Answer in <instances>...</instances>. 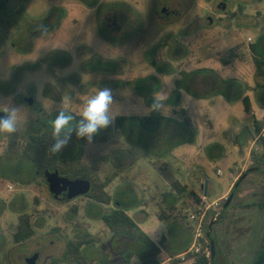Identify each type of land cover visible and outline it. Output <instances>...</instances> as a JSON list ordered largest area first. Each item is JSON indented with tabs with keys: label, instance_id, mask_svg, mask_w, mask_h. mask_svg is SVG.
<instances>
[{
	"label": "rangeland",
	"instance_id": "1",
	"mask_svg": "<svg viewBox=\"0 0 264 264\" xmlns=\"http://www.w3.org/2000/svg\"><path fill=\"white\" fill-rule=\"evenodd\" d=\"M228 1L227 11H222L218 7L223 0H97L95 4L79 0H9L0 25V97L5 101L0 112L9 104L18 106L21 112L17 132L0 133V264H27L25 259L37 253L40 256L36 264H77L65 261L63 256L68 242L85 233L96 240L95 246L83 248L87 264H142L136 254L144 248L143 243L112 233L101 219L117 207L115 202L102 205L86 196L57 202L50 194L45 171L22 154L32 135L52 127L58 112L72 115L75 124L85 101L104 87L113 90L114 123L91 144L86 142L80 161L74 157L78 142L71 138L57 154V166L77 167L103 182L117 176L106 189L133 218L136 212H145L148 219L142 230L162 244L165 264H171L170 258L175 264L195 263L196 256H189L197 255L192 248L184 256L174 255L193 247V215L202 205L197 196L210 203L218 199L206 218V227L216 220L212 233L217 264L252 262L254 224L256 246L264 239V210L256 206L264 198V137L254 141L261 131L264 133L263 116L261 121L255 120L260 132L256 133L253 125L250 142L240 136L239 148L233 124L216 126L208 122V113L200 114L192 125L178 123L181 133L176 135L156 129L160 110L149 113L159 92L163 90L166 96L187 71L219 64L229 67L232 76L245 67L244 75H255L258 83L263 82L250 46L260 43L258 57L264 59V0ZM119 2L138 15L119 7ZM103 5L105 11L98 14L97 9ZM165 5L170 7L168 14L163 13ZM173 45L178 49L171 53ZM175 54L181 58L173 59L171 55ZM223 74L228 81L227 73ZM257 90L251 94L255 107L264 103V87ZM30 97L33 105L28 103ZM236 112L238 116L247 114L242 101L236 103ZM139 115L146 116V126L132 119L123 128L116 123L117 117ZM167 119L163 118L175 123ZM199 128L203 129L201 138ZM136 138L147 139V143L134 151L130 142ZM154 138H164L163 145L153 147ZM121 140L128 141L125 150H130L126 152L130 159L134 160L130 154L138 153V164L124 168L120 163ZM204 142L206 148L202 147ZM217 144L222 155L209 156ZM185 147L193 150L186 182L190 187L197 186V190L195 194H184V203L179 205L171 186L179 178L174 171L160 168L163 163L173 164V156ZM251 147L246 165L241 154L248 149L250 152ZM254 163L262 165V171L253 173L250 168ZM236 166H246L242 175L249 171L237 195L224 208L230 193L219 198L228 191ZM218 169L221 174H217ZM69 173L71 179H76L73 171ZM202 178L209 186L206 192L204 182L201 188L199 185ZM8 185L13 191L8 192ZM173 201L177 210L170 208ZM20 213L29 215L35 235L16 243ZM162 214L172 216L160 220L157 216Z\"/></svg>",
	"mask_w": 264,
	"mask_h": 264
},
{
	"label": "crops",
	"instance_id": "2",
	"mask_svg": "<svg viewBox=\"0 0 264 264\" xmlns=\"http://www.w3.org/2000/svg\"><path fill=\"white\" fill-rule=\"evenodd\" d=\"M253 61H254V58H253ZM206 69H210L213 71L211 74H208V75H212L214 77L215 89L210 90V91L208 90V92H206V89H205L202 92H206V93L201 94L200 95L201 98H194L187 91H185L184 89H180L178 87L179 86L178 82L182 78L177 79L175 87L173 88V90L170 91L168 89V94H166V99L163 101L165 107L163 110H160L162 115L160 114V117H158L156 115V118L158 117L157 119H161V120H159V123L157 124L156 129L159 131H162V132H165L167 129V132L170 133V135H176L177 133H181L179 124H181V123L186 124L188 122L189 125H192L195 121L198 120V116L200 114L208 113V115L210 116V119L208 120V122L213 121V123L216 124V126L222 127L223 125L229 124V126H230L233 124V126L231 127L232 130L237 129L236 133L233 134L237 147H239V141H241V140H239L240 136H243V139L246 141V143L250 142L251 136L253 134L252 126L255 124V120L261 121L264 118V103H261L255 107L252 96H251L253 91L257 93V91H258L257 89H259V87H261L258 83V80H256V76L255 75H253V76L244 75V74H246L245 73L246 72L245 67H242L239 70L237 69L238 70L237 73L232 74V76H231V74H229V71H230L229 67H226V66L223 67L222 65H219V64H216V66L214 68H206ZM191 72H193V71H187L186 73H191ZM223 73H227L226 76L228 78L227 79L228 81H226L222 78L221 74H223ZM164 76H166V75H164ZM177 76H178L177 74L174 75V77L178 78ZM183 78H184V80L187 79L189 82L192 79V76L190 75L188 78H185V77H183ZM197 81L200 83L201 79L199 78V80H197ZM164 82H165L164 87L168 88V84L166 83L167 80H164ZM186 85H187L186 82L182 83L183 87ZM216 97H218V98H216ZM246 97L249 99V103L251 105V114L247 113V114H243V115L238 116L237 112H236V103L239 101L243 102V99ZM172 102L175 103V106L168 107L167 105L173 104ZM207 106H209L210 109L207 108ZM166 112H168V113L166 114ZM150 113L153 114L154 109L151 110ZM139 116L146 117L145 115H139ZM180 116L183 118L182 121L180 120ZM261 116H263V118H260ZM163 118H168L169 120L175 121V123H173L171 121L165 122L166 120H163ZM120 128H122V127H120ZM211 128H214V125H211ZM201 130H203V129L199 130L198 138L202 137V135H201L202 131ZM198 138H196V139H198ZM146 140L145 139L141 140V139L136 138V139H132L130 144L134 147V151H136L139 146L145 145L147 143ZM183 140H185V142L189 141L188 137L183 138ZM151 141H152L153 147L154 146L158 147L160 145H163L164 138H154ZM127 143H128L127 140L124 142H123V140H121V144L123 145V147L119 150V161L121 164H123L124 168H127V166H129V165H133V164L135 165L136 163L138 164V159L140 158V156H138L137 152L134 156H133V154H130L134 158V160H132L128 157L126 152H128L130 150H125V149H128ZM205 144L206 143L204 142L202 145L203 148L207 147V146H205ZM160 148L161 147L156 148L155 150H159ZM251 152H252V147L250 148V152L248 149L246 154L244 153V151L241 154L242 160H243V162L246 163V165L249 162ZM192 154H193V150L191 149V147L182 148L179 151L178 155L173 156L174 157L173 164L163 163L162 167L160 168V170L162 169V170H166V171H170V170L174 171L175 177L179 178V179H174V181L171 184L172 188L174 187V184H176V183L180 186L179 190H176V188H173L177 192V195H178L177 199L179 201V205H182V203H184L182 200L184 194H190V195L192 193L195 194L196 190H197V188H196L197 186L190 187L189 184L186 182V178L189 175V171H188L189 160H188V158L190 156H192ZM198 154H199V152H196L195 155H198ZM212 154L214 156L222 155L221 146H219L218 144L215 145L214 148H212L209 151V156H212ZM151 164H152V162H151ZM152 165H154V164H152ZM154 166H155V168L157 167L156 165H154ZM244 167H246V166H244ZM244 167L243 166L242 167H239V166L234 167L233 174H232L234 176V179L232 180L228 191L226 193H224L219 198V200L223 199L224 197H226L231 192V190L233 189V187H234L235 183L237 182V180L239 179V177L246 170ZM218 170H220V169H218ZM218 170H217V174H218ZM221 173H222V171H221ZM204 181L205 180L202 178L200 183H199L200 188H201V185ZM204 184L206 187H209L207 182H204ZM183 189H185V190H183ZM170 194L174 197L176 195L175 192L172 191V189L170 190ZM198 195H200V194L198 193ZM202 200L203 199H202L201 195H200V197L197 196V202L198 203H201ZM212 202H215V201H212ZM170 208H171V210H177V206H176L175 201L172 202ZM127 214L130 216V214L128 212H127ZM192 214H190V216ZM20 215H21V213L19 214V216ZM169 215L172 216V214H167V215L162 214L161 216H157V217L160 220H165V219H169L168 218ZM133 216H134V218L132 216H130V217H132L134 219V221L139 225V227L141 229H143V224H145L146 220L148 219L145 212L142 210L141 212H136L135 215H133ZM164 239H166V238L164 237ZM151 240L154 241L156 244H159L157 240H153V239H151ZM191 248H192V245L190 247H188L187 249H184V251H182V252H180L174 256H176V257L184 256L188 253V251H190ZM25 262H26V259H25ZM165 263L166 262H164V264Z\"/></svg>",
	"mask_w": 264,
	"mask_h": 264
},
{
	"label": "trees",
	"instance_id": "3",
	"mask_svg": "<svg viewBox=\"0 0 264 264\" xmlns=\"http://www.w3.org/2000/svg\"><path fill=\"white\" fill-rule=\"evenodd\" d=\"M96 2L97 0H92L93 4H95ZM8 3H9V0H0V25L3 21L2 11L8 6ZM259 44H254V45H251L250 47H251L252 52L255 55L254 64L258 71V75L263 77V82L259 83V85L261 87H264V59L258 57V54H259L258 45ZM171 48H172L171 53L174 50L178 49L177 46L174 47V45ZM171 57L177 60L178 58H181V56L178 57L176 56V54L175 56L171 55ZM212 72L213 71L210 69L202 68V69L194 70L191 73H185L183 74L185 75V78H188L191 75L192 79L189 82L187 79H186L187 81L184 79H181L178 82V85H179L178 87L180 89H184L185 91H187L194 98H201L200 96L201 94L208 92V90L210 91V90L215 89L214 77L212 75H208V74H211ZM199 78L201 79L200 83L197 81L199 80ZM184 82H186L187 85L183 87L182 83ZM205 89H206V92H202ZM243 104H244L245 111L248 114H251V105L247 97L243 99ZM131 119L138 121L143 126H146L144 123L147 120V118L142 117V116H134L130 118L128 116L117 117L116 123L118 124L119 127L123 128L125 122ZM254 125H255V132L256 133L260 132L261 130L260 125L257 122H255ZM147 128L149 130H152L151 127H147ZM72 138L76 139L78 142L79 147L74 157L76 161H80L83 157L84 145L86 144V140L83 138L77 137L74 133L72 135ZM53 143H54V137L52 135V127L45 128L44 132L40 134L32 135L30 137V140L25 144L23 148L22 154L26 159L35 163L42 171L57 169L62 175H65L68 177L70 175L69 171H73L76 178H83V179L90 180L92 183V189L86 195V197L102 205H110L112 202H115V204L117 205V207L112 209L109 213L101 216V219L103 223L105 224V226L112 233L129 236L143 243L144 248L136 254L142 264H164L166 259H164L163 257L162 244H156L154 241H152L149 238V236H147V234L144 233V231L134 221V219L126 213L123 204L115 201L114 197L106 190L108 185L111 182H113V180L117 176L110 177L106 181L103 182V181H100V179L91 177L87 172L77 167L72 168L71 166L67 165L66 169H62L60 166H57L58 155L57 154L52 155L49 152V148ZM262 149H263L262 150L263 152H261V156L263 159L264 158V142L262 145ZM242 176L243 175H241L239 179ZM242 181L240 182V184L242 183ZM179 187L180 186L177 183L174 184V188H176V190H179ZM239 187L240 185L235 190L234 197L237 195ZM230 194H229V197H230ZM259 206L264 208V201L259 203ZM207 233H208V227H206V233H205L206 240L209 241L210 243L211 241L215 242V239L213 238L214 231L213 233L211 232L210 236H207ZM34 235H35V230L31 223L29 215L26 213L21 214L19 216V224L17 227V231L14 235V241L16 243H23L31 239ZM95 243H96V240L91 234L85 233L81 236L79 235L77 238L72 239L68 242L67 250L63 256V259L71 263L87 264L84 253H83V248L86 245L94 246ZM203 243H204L203 244L204 248H210V244L206 242H203ZM189 256H196V260L194 264H217L216 256L213 260L211 256L210 257H206L205 255L197 256V255H192L191 253H189ZM169 260L171 264L176 263V262H173L174 261L173 258H170Z\"/></svg>",
	"mask_w": 264,
	"mask_h": 264
},
{
	"label": "clouds",
	"instance_id": "4",
	"mask_svg": "<svg viewBox=\"0 0 264 264\" xmlns=\"http://www.w3.org/2000/svg\"><path fill=\"white\" fill-rule=\"evenodd\" d=\"M46 32L47 29L45 28ZM164 91L161 90L156 96V101L151 105V110H163L166 99ZM4 98L0 97V105H4ZM114 104L113 90L108 87L99 89L93 96L89 97L82 108L80 119L73 124V116L64 111L58 112L52 121V135L54 143L50 146L49 152L56 155L68 145L73 133L91 144L94 138L114 123V115L111 111ZM5 115H0V133L13 134L18 130L19 114L21 108L9 104L3 107Z\"/></svg>",
	"mask_w": 264,
	"mask_h": 264
},
{
	"label": "water",
	"instance_id": "5",
	"mask_svg": "<svg viewBox=\"0 0 264 264\" xmlns=\"http://www.w3.org/2000/svg\"><path fill=\"white\" fill-rule=\"evenodd\" d=\"M165 10H168V8H165ZM33 98H28V103L30 105H33ZM0 115H5L4 112H0ZM249 170H247L243 176L238 180V182L235 184L233 190L231 191L230 197L227 198L226 203L224 205V208H227L235 194V190L240 185V182L244 177L247 175ZM45 179L49 185V191L52 197L56 200H61L60 196L63 193H67L66 199L67 200H73L77 197H83L86 196L92 189V183L88 179L83 178H76V179H70L68 177H64L60 174L59 170L57 169H51L45 171ZM207 187L205 186V192ZM216 221V220H215ZM215 221H212L208 225V233L207 236L211 235L213 225ZM210 251H211V258L212 260L215 258L216 250H215V242L211 241L210 243ZM39 258V254H35L32 257L28 258L26 262L28 264H36ZM257 264H264V260L257 263Z\"/></svg>",
	"mask_w": 264,
	"mask_h": 264
},
{
	"label": "built area",
	"instance_id": "6",
	"mask_svg": "<svg viewBox=\"0 0 264 264\" xmlns=\"http://www.w3.org/2000/svg\"><path fill=\"white\" fill-rule=\"evenodd\" d=\"M251 41V39H249ZM264 121V120H263ZM261 137H264V133L261 131L260 134L254 140L257 142ZM218 174H221V171L218 170ZM13 191V186L8 185V192ZM201 207L194 213L193 218L196 220L195 228L193 229L194 234V242L192 251L197 255H205L206 257H210L209 248L203 247V242H207L205 233H206V218L209 213L210 208L217 206L218 201L210 203L207 199H203L201 202Z\"/></svg>",
	"mask_w": 264,
	"mask_h": 264
},
{
	"label": "flooded vegetation",
	"instance_id": "7",
	"mask_svg": "<svg viewBox=\"0 0 264 264\" xmlns=\"http://www.w3.org/2000/svg\"><path fill=\"white\" fill-rule=\"evenodd\" d=\"M79 1H83V2H88V0H79ZM89 2H92V0H90ZM88 2V3H89ZM228 0H223V2H221V5L218 7L219 9H221L222 11H227V5H228ZM118 6L119 7H122L123 9H125L126 11H131V12H134L133 10H131V8L129 7V6H127V5H124V4H122V2L120 3L119 2V4H118ZM165 8H168V10H165ZM105 9H106V6L105 5H103V6H101V7H99L98 9H97V13L99 14V13H103L104 11H105ZM63 11L62 12H64V9H62ZM169 11H170V7L168 6V5H165L164 7H163V13L164 14H168L169 13ZM136 15H138V13L137 12H134ZM137 26V25H136ZM261 164H263V163H261ZM261 166L262 165H259V166H256L255 165V163L251 166V170H252V172L253 173H257V172H259V171H262V169H261ZM61 174V173H60ZM62 175V174H61ZM62 176H64V177H68V176H65V175H62ZM69 178V177H68ZM71 179V178H70ZM47 185H48V183H47ZM49 186V185H48ZM66 195H67V193H63L61 196H60V198H61V200H56L57 202H60V203H63V202H66V201H68L67 199H66ZM264 201V198H263V200L262 201H260L259 203H261V202H263ZM259 203H257L256 204V206H259ZM260 207V206H259ZM261 209H263L264 210V208H262V207H260ZM262 225H263V223H262ZM252 244H253V247H255V254H254V258H253V260H252V262L250 263V264H257V263H259V262H261V261H263L264 260V250L261 248V247H264V239H262L261 238V242H260V245L257 247L256 246V224H254L253 225V227H252ZM32 257V256H31ZM256 257H260L261 258V260L260 261H257L255 258ZM30 258V257H29ZM28 259V258H27ZM26 259V260H27ZM255 261V262H254ZM27 263V262H26ZM28 264V263H27Z\"/></svg>",
	"mask_w": 264,
	"mask_h": 264
}]
</instances>
